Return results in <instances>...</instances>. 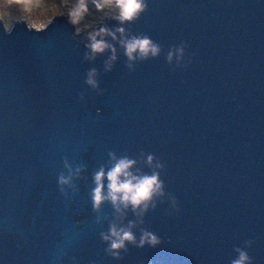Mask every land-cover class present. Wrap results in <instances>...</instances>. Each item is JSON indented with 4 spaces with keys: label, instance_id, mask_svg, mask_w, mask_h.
<instances>
[{
    "label": "water",
    "instance_id": "1",
    "mask_svg": "<svg viewBox=\"0 0 264 264\" xmlns=\"http://www.w3.org/2000/svg\"><path fill=\"white\" fill-rule=\"evenodd\" d=\"M147 4L131 24L104 17L96 26L161 46L131 72L119 34L104 37L117 56L105 72L110 51L84 60L88 41L66 16L42 30L0 25V264H229L245 240L252 264H264V0ZM182 43L185 66L175 55L167 64ZM93 68L97 90L85 83ZM109 152L134 160L135 175L160 172L155 208L138 217L129 207L121 219L105 201L93 211V177L115 163ZM65 157L66 195L57 184L69 175ZM129 221L137 243L141 229L160 243H126L115 260L99 233Z\"/></svg>",
    "mask_w": 264,
    "mask_h": 264
},
{
    "label": "clouds",
    "instance_id": "2",
    "mask_svg": "<svg viewBox=\"0 0 264 264\" xmlns=\"http://www.w3.org/2000/svg\"><path fill=\"white\" fill-rule=\"evenodd\" d=\"M92 4L97 12H104L106 8L112 6L117 10L115 14L108 15L119 22L120 25L131 24L137 21L141 14L144 13L147 8V0H92ZM25 8L27 4L25 3ZM64 6L67 8L65 16L67 22L74 27V35H81L86 31L85 38L88 43L85 44V48L88 52L84 54V60H94L98 54L104 53L106 50L110 51L111 55L104 62L105 72L111 71L113 62L117 59L116 48L105 41L104 37H111L113 41L117 40V34H119V44L124 51V56L127 58L126 67L129 71H134V61H145L149 58H156L161 52V46L154 42L148 35H127L124 27H117L115 30H109L107 27H93L90 23H83L86 17L89 15L88 0H64ZM24 9H20L21 15L13 19L7 27H3L5 32H10L12 27L16 23H24L28 29L42 30L35 28L23 15ZM0 25L3 26L2 20ZM82 25V26H81ZM99 37V39H98ZM187 45L180 44L175 46L174 49H170L166 55V63L171 65L173 56L175 55L177 60V67H184L180 61L183 58L184 49ZM175 70V68H173ZM97 70L95 68L90 69L87 72V78L85 83L93 90L98 89V83L96 80ZM103 90H98L97 95H102ZM81 99L83 94L81 93ZM109 157L115 161L112 167L105 172L104 167L94 174L93 181L95 184L94 189L91 191V201L93 211L99 212L101 205L108 201L110 202L115 212L120 214V218H123V209L131 207L134 214L138 217L142 216L149 209V205L155 208L154 197H161L164 193L165 184L160 178V172L152 171L151 174H133L130 169L135 164V161L124 156L119 159L116 158L113 152L108 153ZM156 160L155 168L163 169L164 164L157 159L153 154L147 155V164L151 167L153 161ZM64 168L68 169L69 175L65 176L63 172L58 174L57 184L60 187V192L64 193V185H71L72 179V166L69 164L68 159H63ZM80 167L75 168V173L78 175ZM107 180V192H104V180ZM74 187V186H73ZM173 206L175 207L177 200L175 196L171 197ZM137 209L139 211L137 212ZM177 212L179 208L175 209ZM99 223V218H97ZM137 221H129L126 226H119L116 222H110L107 232L101 231L99 238L101 242L106 243L107 247L104 248L106 255L112 257L115 260H120V252L123 250L127 253V244H132L137 248L144 247L145 244L154 247L160 243L159 238L145 229H141V235L139 242L137 243L136 236L132 232V228ZM139 223H143L139 220ZM253 241L245 240L243 247H234L233 252L236 254L229 264H252V258L249 256L247 249L251 247ZM75 262V257L72 258Z\"/></svg>",
    "mask_w": 264,
    "mask_h": 264
},
{
    "label": "rangeland",
    "instance_id": "3",
    "mask_svg": "<svg viewBox=\"0 0 264 264\" xmlns=\"http://www.w3.org/2000/svg\"><path fill=\"white\" fill-rule=\"evenodd\" d=\"M24 5V0H0V20L3 22V27H7L13 19L21 15L20 9L22 8L24 9V17L35 28H42L54 15L65 16L67 12V8L64 6V0H31V3L27 4V8ZM88 7L89 15L83 23H90L93 27H96L98 22H103L104 17L106 19L109 18L105 16V13L110 16L117 11L112 6L106 8L104 12H97L92 4V0H88ZM89 30L91 29H87L81 34L85 36L86 31Z\"/></svg>",
    "mask_w": 264,
    "mask_h": 264
},
{
    "label": "snow or ice",
    "instance_id": "4",
    "mask_svg": "<svg viewBox=\"0 0 264 264\" xmlns=\"http://www.w3.org/2000/svg\"><path fill=\"white\" fill-rule=\"evenodd\" d=\"M24 3L30 4L31 3V0H24Z\"/></svg>",
    "mask_w": 264,
    "mask_h": 264
}]
</instances>
